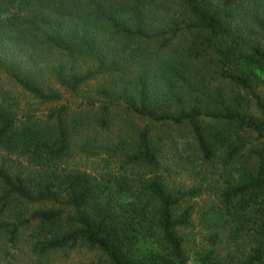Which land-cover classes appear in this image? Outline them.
<instances>
[{
	"label": "trees",
	"instance_id": "1",
	"mask_svg": "<svg viewBox=\"0 0 264 264\" xmlns=\"http://www.w3.org/2000/svg\"><path fill=\"white\" fill-rule=\"evenodd\" d=\"M0 71L41 102L62 99L45 72L72 94L110 77L85 109L42 115L0 88V241L39 260L87 247L107 264H185L189 249L199 264H264V0H0ZM160 124L187 125L205 159L233 168L217 203L198 210L199 185L169 184ZM76 154L100 167L70 165Z\"/></svg>",
	"mask_w": 264,
	"mask_h": 264
},
{
	"label": "rangeland",
	"instance_id": "2",
	"mask_svg": "<svg viewBox=\"0 0 264 264\" xmlns=\"http://www.w3.org/2000/svg\"><path fill=\"white\" fill-rule=\"evenodd\" d=\"M55 5L57 7L59 4L55 3ZM154 24L155 26H158V21H155ZM153 32L154 30L152 33ZM142 39L143 40H138V38H134L131 40L128 47L129 50L130 48H136L138 45L148 46L149 49H151L152 44L154 46L155 42L160 40L158 37L154 40ZM127 43V41L123 40V43H118V45L121 46L122 44L125 45ZM51 53L50 58L52 60L56 59L57 55L55 53ZM39 79L41 80L44 88L51 86L52 88L58 90L62 95V99L56 102H41L25 92L2 71H0V88L7 91V95L12 98L17 105H19V108H23V110H30L32 113L37 115H42L47 112L48 108L58 106L61 103L69 104L72 110L80 111L85 109L86 104L84 103V100H86L89 96L94 97V94L92 93L93 90H95L97 86L102 84L108 85L110 82L109 76H106L105 78L101 77L90 81L87 86L81 87L77 93L72 94L64 87L57 84L49 73L45 72V74H43ZM209 79H211V77ZM210 83L213 86H218L220 92L225 95H229L235 90L234 86L227 81H224L221 84L218 79H213ZM219 86L221 87L219 88ZM168 104H173V102L170 101ZM253 110H256L254 106ZM124 117L129 116L124 114ZM135 121L139 125L144 123L143 120L139 119H135ZM155 131L162 132L163 135H165L162 172L165 174L169 184L175 186L199 185L202 189V193L199 197L194 199L197 205L196 209L198 208V210L208 207L211 202L217 203L218 201L215 196V188L219 187V184L223 182L224 178H226L228 174L230 175L233 168L231 166L224 165L220 161H210L205 159L198 152L195 141L185 124L181 126L160 124L156 125ZM100 132L104 138L116 139L118 126L113 125L111 130H102ZM255 137L254 133L248 134L246 147L261 146V140ZM99 159L100 158L95 159L87 158L85 156L82 157L81 155L76 154L72 159H70L69 164L79 165L81 168L93 170V168L98 169L100 167V163L98 162ZM198 220L199 218L197 213H194V232H196L195 238H197V240L200 237V233H197L200 230ZM19 247L20 249L9 246V244L5 243V241H0V264H107L104 255L97 250H92L87 247L67 248L65 250H60L47 256H43L40 260L38 257H35V255L30 253L27 242L23 240L20 241ZM187 253L188 260L185 264H199L195 259L193 249H189Z\"/></svg>",
	"mask_w": 264,
	"mask_h": 264
}]
</instances>
